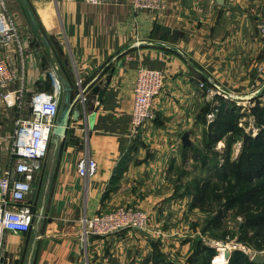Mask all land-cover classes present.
I'll use <instances>...</instances> for the list:
<instances>
[{
  "label": "crops",
  "instance_id": "obj_1",
  "mask_svg": "<svg viewBox=\"0 0 264 264\" xmlns=\"http://www.w3.org/2000/svg\"><path fill=\"white\" fill-rule=\"evenodd\" d=\"M166 1V10L156 14L135 10L131 0H8L20 10L13 15L26 41L29 93L39 81L53 87L52 74L72 87L73 96L81 90L79 79L84 87L97 77L107 89L101 102L86 90L90 103L71 121L64 151L43 160L34 182L38 218L25 234L7 235L0 264H186L190 243L174 251L180 256L170 255V240L160 234L177 218L165 221L176 198L166 184L168 168L192 149L215 90L238 97L252 92L233 88L261 85L264 40L256 24L264 0ZM142 65L163 70L165 83L154 100L155 119L136 134L133 89ZM16 117L15 109L0 108L1 167L11 160ZM185 133L191 145L183 143ZM85 152L97 162L89 178L77 171ZM135 201L150 214L152 231L84 237L85 215Z\"/></svg>",
  "mask_w": 264,
  "mask_h": 264
},
{
  "label": "rangeland",
  "instance_id": "obj_2",
  "mask_svg": "<svg viewBox=\"0 0 264 264\" xmlns=\"http://www.w3.org/2000/svg\"><path fill=\"white\" fill-rule=\"evenodd\" d=\"M4 1L12 14L14 10L16 12L19 10L18 6L10 5L8 0ZM19 11L18 13H20ZM258 22L256 27L261 36ZM28 29L24 30V32L29 31ZM233 90L242 91L243 93H256L252 99L242 100L235 96L237 92L225 94L221 91L213 90L217 96L214 95L212 103H208L205 108L207 116L201 122L202 126L199 128V134L194 136L195 141L192 149L190 151L183 150L179 157V162L173 163L168 168L166 184L172 189L175 188L174 197L176 198L171 203L175 212H169L171 215H166L165 221L172 222L173 218H177L171 224L173 225L172 230L170 228L168 231L160 230V234L162 238L170 240L169 248L173 251L170 255L180 256L179 254H174V251L178 250L179 247L181 248V245L190 243L191 251L187 257L185 256L186 264H217L215 257L221 249L231 251V256H238L239 261L252 260L255 254L264 255L263 224L258 225L259 222L256 221L253 222L255 225H250L249 222L250 218H254L260 211L264 210V201L258 204L255 201H247L243 205L236 204L230 209H228L226 203L229 197L235 196L238 189L240 192H244L245 188L249 190L252 186L254 187V185H250L245 181V185L240 183L233 190V185L236 182V175L233 170L239 162L242 163L241 171L243 174L250 170L247 169L246 158L245 161L241 160L243 155L247 154L246 152L249 150V148L246 149L249 142L247 135L250 134L256 137L260 133L264 138V77H262L261 85L258 87L233 88ZM220 117L222 122L216 130L214 124ZM233 126L235 127L231 129ZM217 137L220 138L217 139ZM252 140L253 143L256 142L255 139ZM65 143V139L59 138L56 140V137L53 136L44 161L46 159L59 158L64 151ZM251 146L250 149L252 148ZM256 148L258 150L261 148L264 151V146L253 147V149ZM253 174H255L253 176L258 175L255 171ZM259 178L260 176L258 175L253 180ZM205 181L210 182L208 204L205 205L204 210L199 207L192 209L196 185ZM221 195H223L222 198ZM245 195H247L246 192L244 193ZM36 197L32 201L35 212L36 210L38 212V205L41 199L38 200ZM258 197L260 199L264 198V190ZM119 206L141 208L138 201L134 203L127 202ZM141 209L147 213V232H150L152 231L150 227L152 218L145 209ZM101 211L105 210L98 212ZM37 218L38 216L36 220ZM236 251L241 254H235L234 252ZM231 256L227 258L225 264H231Z\"/></svg>",
  "mask_w": 264,
  "mask_h": 264
},
{
  "label": "built area",
  "instance_id": "obj_3",
  "mask_svg": "<svg viewBox=\"0 0 264 264\" xmlns=\"http://www.w3.org/2000/svg\"><path fill=\"white\" fill-rule=\"evenodd\" d=\"M87 4L120 3L123 0H81ZM135 10L161 13L167 8L166 0H131ZM264 39V18L258 22ZM16 49L19 65L14 62L12 50ZM26 41L14 15L4 0H0V108L17 111L11 133V160L6 167L0 166V263L5 241L9 233L25 234L36 222L38 214L32 206L36 193L35 178L43 167L49 150L53 129L60 114L64 94L57 75L52 74L51 89L38 86L28 92L27 70L24 59ZM82 79L77 84L82 89ZM165 83V72L145 65L137 72L133 89L134 103L131 124L138 134L155 117L154 100L161 94ZM87 96L82 94V103ZM77 171L85 178L97 171V162L89 152L80 158ZM84 237L89 235L108 236L126 229L146 232L148 216L141 208L118 206L85 215L82 218Z\"/></svg>",
  "mask_w": 264,
  "mask_h": 264
},
{
  "label": "trees",
  "instance_id": "obj_4",
  "mask_svg": "<svg viewBox=\"0 0 264 264\" xmlns=\"http://www.w3.org/2000/svg\"><path fill=\"white\" fill-rule=\"evenodd\" d=\"M40 83H41V81H39L38 84L40 85V87H42ZM44 88L51 89V85L50 86L46 85V87L44 86ZM221 122H222V118L220 117L219 120H217V122L214 124L215 125L214 128L216 130L218 129ZM234 127L235 126H233L231 129H233ZM219 138L220 137H217V139H219ZM252 139H255L256 142L253 143ZM247 140L249 142L247 144L246 149L249 148V150H247V152H246L247 154H244L243 158L241 160L245 161V158H246L247 169L248 170L250 169V170L246 174H243L241 171L242 163L239 162L238 164H236L237 166L233 170V172L236 175V182H235V185H233V190L235 189L234 187L236 185H239L240 183H243L245 185V183H244L245 181H247V183H249L250 185H254V187L252 186V188L249 190H247V188H245L244 192H242V191L240 192L238 189L235 196H233V197L231 196L228 198V200L226 202L228 209L234 207L236 204L243 205L247 201H250V202L255 201L256 204L264 201V198L260 199L258 197L261 195L262 191L264 190V151H262L261 148H260V150H258V148L253 149V147L264 146V138L262 137V134H260V133L256 137H253L252 135L248 134ZM250 146L252 147L251 149H250ZM254 171L256 172V174H258L260 176L259 179L253 180L254 177L258 176V175L253 176V175H255V174H253ZM209 183H210L209 181H205L204 183H199L196 185L197 187H196V193L194 194V197H193V206L199 207V208H201V210L205 209V205L208 204L207 202L210 199V186H209L210 184ZM259 184H261V186H259ZM245 192L247 195L244 196ZM222 197H223V195H221V198ZM252 209H254V208H252ZM252 211H254V210H252ZM256 221L259 222L258 225L263 224V227H264V210L260 211L259 214L256 215L254 218H250V220H249L250 225H255V223H253V222H256ZM234 253L235 254L238 253V255L241 254L238 251H236ZM230 260H231V264H258L253 260L239 261L238 256H234V257L231 256Z\"/></svg>",
  "mask_w": 264,
  "mask_h": 264
},
{
  "label": "water",
  "instance_id": "obj_5",
  "mask_svg": "<svg viewBox=\"0 0 264 264\" xmlns=\"http://www.w3.org/2000/svg\"><path fill=\"white\" fill-rule=\"evenodd\" d=\"M218 2H224V0H218ZM98 78H93L86 86L82 87V89L73 96L72 87L66 86L64 87V95L61 102L60 114L56 121V126L53 129V136L56 137V140L59 138H64L67 134V130L72 120L78 121L84 111L83 103H82V94L89 89V93L91 95H97L98 101L101 102L104 94L107 89V85H103V81L97 82ZM256 92H252L251 94L238 95V98L244 99H252ZM88 100L85 104H89ZM86 106V105H85ZM182 141L185 145H191V141L189 139V134L185 133L182 137ZM225 256L229 258L231 256V251H226ZM256 263H264V255L255 254L252 258ZM86 264V263H81Z\"/></svg>",
  "mask_w": 264,
  "mask_h": 264
},
{
  "label": "bare ground",
  "instance_id": "obj_6",
  "mask_svg": "<svg viewBox=\"0 0 264 264\" xmlns=\"http://www.w3.org/2000/svg\"><path fill=\"white\" fill-rule=\"evenodd\" d=\"M226 251L229 250L221 249L219 254L215 257L217 264H225L227 262V257L225 256Z\"/></svg>",
  "mask_w": 264,
  "mask_h": 264
}]
</instances>
